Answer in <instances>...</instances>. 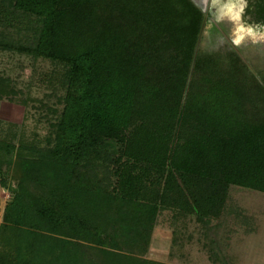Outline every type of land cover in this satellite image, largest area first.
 <instances>
[{
    "label": "trees",
    "instance_id": "16d2710c",
    "mask_svg": "<svg viewBox=\"0 0 264 264\" xmlns=\"http://www.w3.org/2000/svg\"><path fill=\"white\" fill-rule=\"evenodd\" d=\"M202 18L189 0H0V53L52 62L65 90L45 148L0 141V264H153L164 212L208 226L230 187L264 194V122L224 81L187 83Z\"/></svg>",
    "mask_w": 264,
    "mask_h": 264
},
{
    "label": "rangeland",
    "instance_id": "374dc122",
    "mask_svg": "<svg viewBox=\"0 0 264 264\" xmlns=\"http://www.w3.org/2000/svg\"><path fill=\"white\" fill-rule=\"evenodd\" d=\"M227 34V26L209 30L206 25L193 71L197 86L224 81L241 98L245 121L264 122V44L235 47ZM61 70L48 60L0 53V77L9 78L17 93L0 100V141L45 148L49 126L62 110ZM19 155L33 154L18 151L15 159ZM4 170L11 179L18 174V168ZM7 200L9 193L0 188V222ZM91 253L99 258L97 251ZM222 255L227 264H264V194L230 187L223 216L208 226L164 212L141 257L153 264H223Z\"/></svg>",
    "mask_w": 264,
    "mask_h": 264
},
{
    "label": "clouds",
    "instance_id": "9594fccd",
    "mask_svg": "<svg viewBox=\"0 0 264 264\" xmlns=\"http://www.w3.org/2000/svg\"><path fill=\"white\" fill-rule=\"evenodd\" d=\"M209 30L227 26V42L240 47L264 44V22L252 21L248 15L249 0H201ZM221 42L224 37L221 36Z\"/></svg>",
    "mask_w": 264,
    "mask_h": 264
},
{
    "label": "water",
    "instance_id": "95a60500",
    "mask_svg": "<svg viewBox=\"0 0 264 264\" xmlns=\"http://www.w3.org/2000/svg\"><path fill=\"white\" fill-rule=\"evenodd\" d=\"M198 10L202 11V2L201 0H189ZM203 12V11H202ZM205 19H206V15L205 13H203V19H202V22H201V25H200V29H199V32H198V35H197V39H196V44H195V48H194V52H193V56H192V62H191V67H190V71H189V75H188V84L191 80V76H192V72H193V69H194V64H195V61H196V57H197V52H198V48H199V45H200V42L202 40V36H203V30H204V26H205Z\"/></svg>",
    "mask_w": 264,
    "mask_h": 264
},
{
    "label": "flooded vegetation",
    "instance_id": "af4514ba",
    "mask_svg": "<svg viewBox=\"0 0 264 264\" xmlns=\"http://www.w3.org/2000/svg\"><path fill=\"white\" fill-rule=\"evenodd\" d=\"M257 7H261L262 9H264V0H253L251 3H250V6H249V8H250V10H252V11H255V9L257 8ZM261 9V10H262ZM249 10V9H248ZM200 11V10H199ZM201 13H202V15H203V13L204 12H202V11H200ZM249 15V14H248ZM254 16V15H253ZM203 19V18H202ZM206 25H207V17H206V19H205V26H204V30H205V28H206ZM204 30H203V32H204Z\"/></svg>",
    "mask_w": 264,
    "mask_h": 264
}]
</instances>
